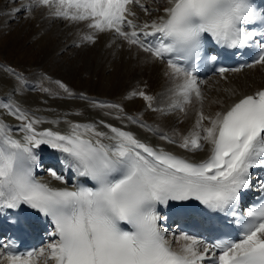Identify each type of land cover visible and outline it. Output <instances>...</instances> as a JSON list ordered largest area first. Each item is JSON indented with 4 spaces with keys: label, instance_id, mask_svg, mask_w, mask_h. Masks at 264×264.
Returning a JSON list of instances; mask_svg holds the SVG:
<instances>
[{
    "label": "snow or ice",
    "instance_id": "1",
    "mask_svg": "<svg viewBox=\"0 0 264 264\" xmlns=\"http://www.w3.org/2000/svg\"><path fill=\"white\" fill-rule=\"evenodd\" d=\"M133 2L31 0L13 11L31 13L34 6H47L58 18L88 21L91 29L114 31L156 59L168 58L173 81L170 109L184 111L193 97L201 103L193 130L178 146L203 151L206 143L209 154L193 161L154 148L103 120L100 124L108 131L99 130L96 123H70L67 133L38 130L36 126L46 121L30 116L11 99L7 103L0 100V108L22 121L19 131L23 133L22 139L14 138L12 127L0 119V212L28 205L51 219L54 230L49 235L56 239L48 245L44 264H264V202L246 207L242 215L239 211L242 193L253 183L252 170L264 168V90L244 95L226 111L206 116L196 68L180 63L200 58L205 34L227 48L250 46L257 37H264V31L250 27L264 25V9L253 0H168L165 16L137 26L127 18L135 15L127 7ZM141 36L157 39L146 43ZM83 39L94 41L92 35ZM207 59L215 62L217 56ZM254 63L264 65V44ZM229 70L241 69L221 67L219 72ZM132 95L143 97L152 108L154 97L144 92ZM101 107L120 109L118 104ZM160 138L177 143L166 133ZM41 145L61 153L64 166L83 183L53 187L37 179L40 159L36 149ZM50 174L68 183L56 171ZM256 183L264 191V177L258 176ZM191 200L212 212L230 215L240 227V238L207 242L183 232L176 237L179 246H174L161 226L164 218L158 206ZM11 247L0 245V264H38L45 257L44 248L26 253L4 251Z\"/></svg>",
    "mask_w": 264,
    "mask_h": 264
},
{
    "label": "bare ground",
    "instance_id": "2",
    "mask_svg": "<svg viewBox=\"0 0 264 264\" xmlns=\"http://www.w3.org/2000/svg\"><path fill=\"white\" fill-rule=\"evenodd\" d=\"M16 2L14 3L13 0H0V15L3 12L7 14L9 12L8 18L10 21H16L17 18L19 22L21 21L17 25L16 23L14 26L9 25L11 28L17 27L15 30L25 24L32 25L35 22L34 17L26 11H22L21 13L13 11L22 4L31 3V0H16ZM168 6V0H139L138 3L134 0L127 7L135 15L128 16L127 18L131 19L137 26H142L145 23L150 24L165 16L164 9ZM42 7H45L47 13H44V16L50 22H54L57 19L60 26L63 25L62 22L68 24L66 35L62 37L65 45L62 47L58 46V51L64 50L65 46L68 47V45L81 44L75 43L67 35L70 23L77 29L76 33H71V36L75 40L78 38V41H83L85 35H92L94 41H97L94 43V41L90 42L86 40V53L80 52L82 60L85 57L89 59V61L86 62L84 60V62L89 63L88 67L91 66V69L85 70L87 68L85 67L72 72L71 70H63L62 67L60 69L56 63H51V66L48 68L52 75L56 77L63 76L68 81L71 77V81L69 82L73 93H64L61 97L52 95V93L47 94L39 87L29 86L21 74H17V72L15 73L8 67L0 64V100L7 103L11 99L21 109L27 111L30 116L46 121L36 126L38 130L50 128L54 131L67 133L70 130V123H96L99 130L108 131V129L100 124V121L103 120L106 124H112L122 130L132 132L142 142L154 148H162L165 151L193 161H199L207 157L210 146L206 143L203 151H189L178 146V142L181 141L182 137L188 135L193 130L195 122L198 119L201 103L193 97L192 102L186 106L185 112L179 109H170L171 99L169 89L172 87L173 81L169 75L170 69L168 64L164 60L156 59L151 53L143 51L138 45H129L127 41L120 38L114 31L106 30L100 32L89 28L88 21H72L58 18L51 14L54 10L53 8ZM145 8H147V11H145ZM5 27V23L1 24L0 30L11 31L10 27L9 29ZM136 30L140 31V27H137ZM126 31H132V29L128 28ZM2 33L0 31V48L7 47L8 50L3 51L7 56L6 59H14L15 55L12 54L10 49L20 43L19 38L21 36L12 35L9 37L7 34L2 39ZM141 39L146 43H150L153 37L141 36ZM38 44L39 53L33 56H26V59L18 63L19 65L27 67L37 62L38 59L39 61H47L49 51L45 54L44 45L41 42ZM89 44L94 45V48L100 47V49L97 51L92 48L88 49ZM45 46L48 50L50 46H53V43L47 41ZM106 51L113 52L114 56L107 55ZM72 54L66 53L64 60L59 61L56 59L55 61L68 64L72 61L69 59L70 56H73ZM77 59L76 57L75 60ZM82 60H79V62ZM0 63L2 62L0 61ZM87 71H89L91 77L85 80L82 73ZM25 73L27 75L31 74V72L27 71ZM198 82L204 98L202 105L203 112L206 116H214L217 112L226 111L244 95L264 90V65L255 64L249 69L218 75L204 81L198 80ZM127 84L131 86L139 84L138 88H147L149 85H153L152 97L155 99L152 101V108H157L156 106L159 105L162 106L161 103L165 100V97L167 102L166 107L168 108L162 106L161 109L163 111H153V109L148 107L149 102L143 104L142 100L130 101V98H127L126 104H124V97L122 95L126 90L127 92L130 90L126 88ZM38 86L41 87L42 85ZM84 94L89 95L91 98H81ZM103 104H118L123 111L117 108L101 107ZM117 117L120 118L117 119ZM128 117L134 118L136 122L129 120ZM0 119L12 127L14 138L22 139L23 133L19 131L22 121L8 114V111L4 108H0ZM47 121H59V123H48ZM204 123L207 126L208 122L205 121ZM141 124L147 125V127H141ZM164 133L168 134L177 143H169L168 140L161 139L160 136ZM36 152L40 159V163L36 168L37 179L47 182L53 187L71 188L76 184L83 183L75 173L64 166L62 154L57 150L51 148L49 145H41L36 149ZM48 169L63 175L68 183L63 184L60 181L54 180ZM2 212H6V209ZM160 214L162 216V213ZM168 235L173 245L178 247L179 245L176 241V237L178 236ZM46 237L48 238V242L42 247L46 250L45 257H40L38 264H44L48 245L56 239L50 235ZM179 243H183V241ZM50 264H54V262H50Z\"/></svg>",
    "mask_w": 264,
    "mask_h": 264
},
{
    "label": "rangeland",
    "instance_id": "3",
    "mask_svg": "<svg viewBox=\"0 0 264 264\" xmlns=\"http://www.w3.org/2000/svg\"><path fill=\"white\" fill-rule=\"evenodd\" d=\"M27 13L30 14L32 17H34L35 22L32 25L25 24L24 26L18 28L17 30H15L17 27H13V26L15 25V23H16V25L21 23V21L19 22L18 18L16 21L15 20L10 21L8 18L9 12H8V14L6 12H3L0 15V25L5 23L7 29H9V27L11 29L10 32H6L5 29L4 30L1 29L0 31L3 32L1 34V36L2 37L4 35L7 36V34L9 37H11L12 35L21 36L19 38L20 43L17 45H14L10 49L12 54L15 55L14 59H6L7 56L5 55V52H3V51L8 50L7 47L0 48V61L2 62L0 64L8 67L11 71H13L15 73L17 72V74H21V76L24 78V80L26 81V83L29 86L36 87V88L39 87V88H41V90H43V88L48 89L47 92L43 90L47 94L52 93V95H57V96H61V95L63 96L64 93L70 94V92H72V89L70 88L71 87L70 82H69V81H71V77H70L69 81L64 79L65 77H63V76L56 77L49 72L50 69L48 67L51 66V63H56L60 69L62 67L63 70H71L72 72L73 71L75 72L78 69L85 68V67H87V68H85V70L91 69V66L88 67V65H90V64L86 63L87 61H89V59L87 57H85V59L82 60V58L80 57L81 51L83 53H86L85 52V49H86L85 47L87 46V45H85L86 40L83 39V41H78V38L75 40L71 36V33H76L77 29L73 27L72 23H70V27L67 31V35H69L71 40L75 41V43H81V44L68 45V47L65 46L64 50L58 51L59 50V48H57L58 46L62 47L63 45H65L62 37L64 35H66V30H67L68 24H64L62 22L63 25L60 26L59 20H57V19H56V21H58V22H56V21L50 22L47 19V17L44 16V13L46 14L47 12H46L45 7H42V6H34L31 13H29V12H27ZM19 17H20V15H19ZM9 25H13L12 26L13 28H11V26H9ZM126 30H128V28H126ZM2 39H4V37ZM47 41H50V43H53V46H50L48 48V50H47V47L45 46ZM39 42H41V44L44 45V53L45 54L49 51V57L47 58V61L46 62L42 61V60L39 61V59H38L37 62L32 63L27 67H25V66L23 67L22 65H19L18 63H20V61L26 59V56H28V55L33 56V55H37L39 53V51H38V49H39L38 43ZM95 42H97V41H94V43ZM93 46L89 44L88 49L92 48L96 51L98 49H100V47L94 48ZM66 53H69V55H71V53H73L72 54L73 56H70V58H69L72 60L70 63L62 64L60 62L55 61L56 59L59 61L64 60V55ZM106 53H107V55L114 56L113 52L110 53L109 51H106ZM86 55H88V54H86ZM76 57L78 58L77 60H75ZM50 60H53V61H50ZM79 60H82V61L79 62ZM84 60L86 62H84ZM25 71L31 72V74L27 75L25 73ZM82 75H83V78L85 80H88L91 77L89 74V71H87L85 73L83 72ZM61 84L65 85L69 91L65 92L64 88L61 87ZM38 85H42V86L40 87ZM152 86L153 85H149L147 88H138L139 84L136 86H131L130 84H127L126 88L130 89V90L128 92L126 90L124 92V94L122 95V97H124V104H126L125 101L127 100V98H130L131 99L130 101L142 100L144 102L143 104H147L148 101H146L143 97H141L139 95L133 96L132 93L133 92H136V93L144 92L147 95L153 96ZM148 90H149V92H148ZM81 98L89 99L91 97H89V95L84 94V95H82ZM166 103L167 102H166V97H165V100L161 103V105L165 106V108H168V107H166L167 106ZM162 106H160V105L156 106L157 107L156 109H161ZM151 109H153V108H151ZM183 112H185V111H183ZM49 170H51V169H48V171Z\"/></svg>",
    "mask_w": 264,
    "mask_h": 264
}]
</instances>
